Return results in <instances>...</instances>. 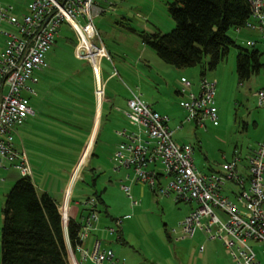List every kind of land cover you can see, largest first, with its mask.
<instances>
[{"label":"rangeland","instance_id":"374dc122","mask_svg":"<svg viewBox=\"0 0 264 264\" xmlns=\"http://www.w3.org/2000/svg\"><path fill=\"white\" fill-rule=\"evenodd\" d=\"M12 1L14 0L6 2ZM171 1L107 0L106 11L95 18L100 34L97 43L106 48L110 57H103V76L115 73L116 70L120 72L119 75L114 74L107 84L106 91L110 100L103 106L105 113L99 128L91 130V138L87 141L91 149L88 158L89 161L91 157V168L100 170L96 175L101 173L96 189L108 187L104 195L108 207L100 205L99 214L112 222L111 228L116 230L114 234L103 233L102 238L113 249L121 264H236L220 239H209L199 230L193 237L180 238L182 234L179 223L192 208L189 202H178L174 195L158 196L148 185L141 182L133 184L131 180L126 182L125 170H115L114 155L119 143L123 141L117 132L124 127L132 128L128 120L124 121L123 112L128 109L126 99L130 95V86L153 109L169 116V125L178 144L193 145L195 165L200 172L220 170L225 160H232L234 154L239 152L245 157L250 147L264 139V107L259 106L256 96V92L264 88V67L251 80L240 82L236 60L238 49L232 47L227 57L215 69H207L202 76L200 65L178 69L164 62L155 50L143 44L140 31L167 33L174 28L175 21L168 10V3ZM16 15L19 17L21 14ZM0 28L11 29L1 19ZM58 31L59 34L48 52V59L52 64L49 71L55 73L52 77L54 82L58 81V90L65 92L77 88L79 84L76 81H82L81 75H75L78 74L75 69L83 70L85 62L89 65L90 63L86 60L80 61L76 56L78 40L74 29L67 22H63ZM255 31L258 34L250 40H255L254 47L260 45L264 52L261 33L257 30L253 32ZM238 32L231 30L230 34L237 39ZM247 39L244 33L237 42L246 47ZM0 40H4L1 33ZM102 51L105 53V50ZM262 62L264 63V54ZM137 65L140 66L139 72ZM183 76L193 83L192 90L195 93H199L203 77L216 83L215 108L219 116L218 124L214 125L207 120L201 126L196 121L186 120L187 112L181 102L186 100L187 95L178 94L182 88ZM28 84L35 86L30 81ZM111 106L112 113L107 115ZM58 131L64 137L65 134ZM60 136L55 137L56 139L50 138L47 146H43L45 151L47 149L45 156L42 157L33 146L35 153L31 150L29 153L34 166L32 179L38 184L45 182L55 196L61 190L60 184L71 156ZM24 139L25 135L22 134L17 141L21 145V140ZM93 153L95 156H92ZM3 172L5 179L0 182V263L5 196L22 176L13 167H8ZM83 178L85 181L74 184L76 192L89 191L88 184L92 174L88 171ZM120 184L130 187L132 198L121 190ZM93 190L91 187V192ZM229 195L233 198V195ZM133 200L139 204L134 206ZM192 204L196 206V203ZM215 210L224 218L220 209ZM115 219H122V225L117 226ZM121 233L125 243L118 241ZM201 245L204 246V251L200 250ZM258 256L264 264L262 247L258 248Z\"/></svg>","mask_w":264,"mask_h":264},{"label":"built area","instance_id":"2783aa9c","mask_svg":"<svg viewBox=\"0 0 264 264\" xmlns=\"http://www.w3.org/2000/svg\"><path fill=\"white\" fill-rule=\"evenodd\" d=\"M106 2L29 0L26 12L19 17L14 14L13 5H0V19L11 27L0 28L4 36V40H0V172L13 167L23 176L32 177L28 155L16 146L15 138L18 127L35 114L24 95L35 92L28 82L37 81L34 73L46 65V54L63 22L76 32V55L93 67L97 78L96 97L103 102L105 88L101 80L100 61L104 56L110 57L104 46L97 43L100 34L95 18L106 11ZM251 5L250 19L244 27L236 28V32L243 28L257 30L264 41V0H251ZM247 46L254 47L255 40H248ZM181 85L179 94L187 95L186 100L181 102L187 112L186 120L196 121L201 126L207 120L218 124L216 83L203 77L199 93L192 90L193 83L186 77L181 78ZM130 92L128 109L124 114L132 128L124 127L117 132L123 141L114 155L116 169H130L137 182L148 185L158 196L174 195L178 202L196 203L179 223L180 238L193 237L199 230L209 239H220L236 264H263L258 248L262 247L264 255V139L250 147L245 157L239 152L232 160H225L220 170L200 172L194 161L195 148L174 140L169 116L153 109L135 90ZM256 96L259 106L264 107V88L257 91ZM80 162L81 158L65 191L67 200L87 165L80 166ZM2 180L0 174V182ZM123 189L132 198L130 187L124 185ZM67 200L59 205L65 227L72 218ZM81 204L88 211L82 221L80 244L76 250L83 260H90L93 264H118L113 250L103 249L100 240H96L92 249L84 247L83 242L94 229L99 214L95 197L87 198ZM216 208L221 210L224 218ZM116 223L121 226L122 219H117ZM110 232L116 230L110 228ZM200 250H204L203 245Z\"/></svg>","mask_w":264,"mask_h":264},{"label":"trees","instance_id":"16d2710c","mask_svg":"<svg viewBox=\"0 0 264 264\" xmlns=\"http://www.w3.org/2000/svg\"><path fill=\"white\" fill-rule=\"evenodd\" d=\"M168 10L175 21L170 32H139L143 44L167 64L178 69L200 65L203 76L235 47L240 82L251 80L264 67L258 47L242 46L230 34L250 19L251 0H172ZM91 173L95 187L98 176L94 168ZM91 197L100 211L98 205L105 204L102 192L95 190ZM59 205L48 192L37 190L32 177L16 180L2 208L0 264H70L69 248L80 244L82 222L70 218L65 227ZM118 239L125 243L121 234Z\"/></svg>","mask_w":264,"mask_h":264},{"label":"crops","instance_id":"0c3cea01","mask_svg":"<svg viewBox=\"0 0 264 264\" xmlns=\"http://www.w3.org/2000/svg\"><path fill=\"white\" fill-rule=\"evenodd\" d=\"M6 1L7 0H0V5H3V4L13 5L14 14L25 13L27 10L28 2H29V0H27L26 2L23 0H14L12 2H6ZM245 29L247 28H243V30L238 32V36H237L238 40L239 38L242 39V36L244 33H246V36L248 38L247 40L252 39V37L258 34L256 31H255L256 33L253 32L254 30L252 29H248V31H245ZM237 39L236 41H238ZM256 47H258L261 50L260 45ZM262 47H264L263 43H262ZM104 49L106 50L105 47ZM48 52L45 57L46 65L42 69L37 70L34 73V76L37 79V81L32 83L35 85L32 87L34 88L35 92L33 94L25 93V96L29 99V102L34 109L35 114L29 116L25 120V122L21 126L18 127L17 135L15 138V144L18 148L24 149L25 152L27 153L29 163L31 166V170H32V177H33L34 171L32 167L34 166L31 161V159L33 158L30 157L29 155L30 150L34 152L33 148H35L37 151L40 152V155L43 157L47 153V149L45 151L43 146L45 147L47 146L48 142L50 141L49 139L50 138L56 139L55 137H59L61 133L58 130L62 131V133L65 134L64 137L60 136V138L63 139L64 142L66 143L68 151L71 154V156L70 157L68 156L69 164L67 165L68 168H65L64 179L61 181V184H60L61 190H58L59 192L58 194H56L58 196H55V194L53 195L50 188L47 185H45V182H43L42 184H38L37 182L34 181L37 187V190L39 192L41 193L48 192L57 202L60 203L62 201L61 203L64 204L67 199H66V194H63V193H65L69 185V181H70V178H71V175H72V172L75 166L77 165L80 158H81V162L79 164L80 166L87 163L88 161L89 155L91 153V149L89 148V144H88L89 142L87 141L91 138L90 136L91 130L95 131L96 129L99 128L100 122L104 116L105 107L103 106H105L107 102H109L110 100V97L107 95L106 88H107V84L110 81V79L114 77V72L110 73L106 77L103 76V69H102L103 58H102L100 61V74L102 76L101 80L104 83L105 90H104V100L102 104H100V102L98 101L96 97V92H95L97 78L95 76L93 67L89 64H86L85 62V66L83 70L75 69V71L78 73L75 75H81V79H82V81H76L79 84L77 88L73 90H66L65 92L59 91L58 81L54 82L53 77H52V74H55V73H53L52 71H49L50 69H52L51 67L52 64H50L49 62ZM78 60L84 61V59H80V58H78ZM139 68L140 66L137 65L138 72H139ZM85 71L89 73L87 74L82 73ZM116 72H117L116 73L117 75L120 74L119 70H116ZM42 74H44V76H42ZM130 87H128V89L133 90ZM130 96H131V92L128 98L126 99V101L129 99ZM67 104H69V106ZM112 109H113V106L110 107L107 115H111ZM126 110H124L123 112H125ZM127 120L128 119H126V116H125L124 121H127ZM255 124L257 123L255 122ZM22 134L25 135V139L21 140L22 144L20 145L17 140H18V137H21ZM30 147L32 149H30ZM84 168L82 170V175L80 179L78 180V183H80L81 181H85L83 177L85 176L86 172L89 171V173L92 174L91 173V157L88 161L87 166H85ZM115 170H117L118 172L125 170L126 173H125L124 178L126 182L128 180H131L133 184H136L137 181L133 178L132 171L130 169H127L124 167L116 169L115 167ZM98 171L100 170L95 169V173H98ZM43 173H45V171ZM0 174L4 180L5 178H4L3 170L0 172ZM100 175L101 173L97 174L98 180H99ZM97 184H98V181H97ZM97 184L95 187H92L94 189L92 192H91V182L88 184L90 187L89 191L83 190V191L76 192V189L74 190V186H73L70 199L67 200L69 213L72 218H75L80 222L83 221L85 215L87 214L88 208L84 206L83 204H81V201L87 199L88 197H91V195L94 193L95 190L98 192H102L105 204L102 203L100 205L106 208L108 207L105 197H104L105 193H107L108 191V187L103 186L102 188L97 190L96 189ZM123 184H120V188L122 191H124ZM68 193H70V190ZM133 201H132V204L134 206H137L139 204L138 201L137 203H134ZM190 204L192 205V208L195 207L194 204L192 203ZM100 205H98V210H99ZM99 212L100 211H98V214ZM122 223H123V220H122ZM111 227H112V222L110 223L109 220L103 218L99 214V219L95 223L94 229L91 231V233L88 235V237L83 242L84 247L87 249H92L96 240H100L103 249L113 250L112 248L107 246L106 241H104V239L102 238L103 233L110 232ZM114 233L110 232V234H114ZM118 241L122 242L123 240L118 239ZM115 257L117 258L118 264H121L120 259H118L116 254H115ZM69 262L70 264H93L90 260H83L81 253L78 250L73 249L72 247L69 248Z\"/></svg>","mask_w":264,"mask_h":264},{"label":"bare ground","instance_id":"6f19581e","mask_svg":"<svg viewBox=\"0 0 264 264\" xmlns=\"http://www.w3.org/2000/svg\"><path fill=\"white\" fill-rule=\"evenodd\" d=\"M103 53V52H102Z\"/></svg>","mask_w":264,"mask_h":264}]
</instances>
